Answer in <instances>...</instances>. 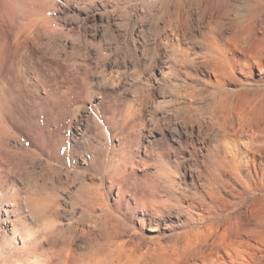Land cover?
<instances>
[{
	"label": "rangeland",
	"instance_id": "obj_1",
	"mask_svg": "<svg viewBox=\"0 0 264 264\" xmlns=\"http://www.w3.org/2000/svg\"><path fill=\"white\" fill-rule=\"evenodd\" d=\"M32 2L36 43L0 21V219L76 264H264V0Z\"/></svg>",
	"mask_w": 264,
	"mask_h": 264
},
{
	"label": "bare ground",
	"instance_id": "obj_2",
	"mask_svg": "<svg viewBox=\"0 0 264 264\" xmlns=\"http://www.w3.org/2000/svg\"><path fill=\"white\" fill-rule=\"evenodd\" d=\"M44 4L45 3L41 4L42 6L39 5L41 9L45 8L43 7ZM47 4L49 5V2ZM32 5H33L32 0H0V21L4 22L5 19H7L8 17L12 20L13 29L9 27L10 28L9 32L12 34L15 42H17L16 44H18L20 39H27L28 41L29 39H31L33 40V43H36L35 34H37L36 33V31L38 30L37 26L40 23L37 25V21L31 18L32 17L31 15H33L32 10L33 8L36 7L35 6L32 8ZM21 14L24 15L23 18H21L22 16L20 17ZM1 25L2 24L0 23V26ZM16 46H19V45H16ZM24 49L26 50V48ZM7 197L8 199H10L8 202H11L12 206H19V202L17 201L18 198L16 199L15 194L8 195ZM4 213L6 216L5 218L2 217V219H0V222L3 221L2 223H4L5 228L7 226L6 232H10L11 237H9L10 239H3L7 243V244L4 243L3 251L5 253H7V251H10L12 249L17 251L16 254L15 253L14 255L11 254L12 257L14 256L16 257V259H18L17 264H76V260L74 261V259L71 256L67 257L64 260L63 258L61 259L60 257L61 254H59L57 251H56L57 253L56 252L51 253L50 251H48L45 247L44 239L41 236L40 228H37L31 225V223H28L26 221L27 219L25 220V218L20 217V216H18L16 219H12L13 214H15L13 210L8 211L6 209L4 210ZM53 226L49 227L50 229H52V231H53ZM215 246H217V243ZM241 250L242 249H240L239 251V255L241 254L242 256V254H245V253H242V251L244 250L242 251ZM5 253H3V255L4 256L6 255L5 259L7 260L8 254H5ZM235 253H238L237 249L234 250L232 248V250L230 251L226 250V255L229 261V263H227L224 257L221 256L220 251L214 252L211 255H208V251L205 254L203 252V254L205 255V257L203 258V262L206 264L208 260H210L212 264H243L239 262V258H242V257L240 256L239 258H235L234 257Z\"/></svg>",
	"mask_w": 264,
	"mask_h": 264
},
{
	"label": "snow or ice",
	"instance_id": "obj_3",
	"mask_svg": "<svg viewBox=\"0 0 264 264\" xmlns=\"http://www.w3.org/2000/svg\"><path fill=\"white\" fill-rule=\"evenodd\" d=\"M65 135H67V133H65ZM65 148H68L70 150L71 148V144L70 141H62V140H58L55 145L53 146V150L59 154L61 151H64Z\"/></svg>",
	"mask_w": 264,
	"mask_h": 264
}]
</instances>
